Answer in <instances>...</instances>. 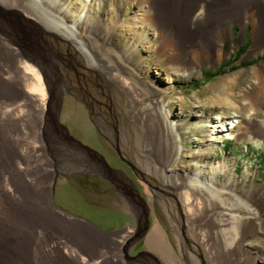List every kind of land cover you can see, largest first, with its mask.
<instances>
[{
	"label": "bare ground",
	"instance_id": "obj_1",
	"mask_svg": "<svg viewBox=\"0 0 264 264\" xmlns=\"http://www.w3.org/2000/svg\"><path fill=\"white\" fill-rule=\"evenodd\" d=\"M201 1L141 0V6L149 8L148 19L157 25L163 39L160 58L174 72L186 76L192 67L208 62L212 58L220 60L224 42L233 39L232 25L238 9L243 10V20L248 18L254 25L256 50L264 46L262 0H232L230 6H223L222 0H219L210 8L206 20L192 30V25H196V20L200 19ZM48 4V0H0L2 7L22 12L46 30L53 32L64 44H69L80 57L87 77L79 74L75 68L79 66L77 59L72 56L73 61L70 59V63L63 60L64 63H59V80L58 83L54 82L52 65H45L34 48L29 47L21 39L20 33L13 25L0 18V98L25 95L24 100L28 102L17 110L18 112L11 111L6 105H0V185L2 174H7L9 180L6 181H10L13 186L12 190L0 186V264H126L123 260L124 254H127L132 243L138 239L136 233L143 228L147 220L145 212L149 206L153 207L152 203H142L134 192L135 186L132 182L119 174L121 188L117 186L116 192L120 198L122 197L124 207L138 213L139 227L135 231L128 227L114 233L102 231L85 218L53 204L50 197L52 185H46L48 176L57 173L55 166L58 161L66 173L76 175L91 173L103 176L104 172L102 166L92 156L58 136L48 119L49 108L54 113L58 112L64 96L77 95L76 84L79 86L82 83L90 92L95 117L103 132L104 129L113 133L115 131H112L109 124L108 111L100 103L104 104L106 100L112 105L115 119L116 114L122 115L117 104V94L111 84L116 81L115 76L112 78L99 70L98 63L103 61V58L98 57V54L89 48L88 38L78 31L86 16L81 15L74 24H68L64 18L48 10L46 7ZM61 11L63 14L71 12L65 5H62ZM55 58L53 60L58 61V57ZM104 63L112 72L114 67L108 62ZM253 71L255 79L251 89L243 95L240 104L244 106V120L247 124L258 125L264 142V120L258 119V115H264V65L254 67ZM34 78L39 82L37 88L31 90L29 84L25 88L24 82L31 83ZM52 82L55 85V92L47 100L46 86ZM122 82L118 83L130 98V103L124 107L123 116L127 120L137 121L145 129L144 140L141 137L137 140L140 145L139 154L151 157L150 164H158V167L153 168L159 181V184L155 185L157 190L172 198L175 197L170 191L175 194L181 192L187 206L186 213L183 211L181 214L187 222L186 232L189 234L191 226L196 224V238L191 236L189 245H183L182 250L178 251L165 237L161 223H157L150 231H146L147 234L145 233L149 250L140 256L144 259L142 262L160 264L157 259L159 256L154 252L161 251L166 264H198L191 252L203 249L207 254L205 264H245L236 252L247 233L249 223H254L253 219L258 218V214L256 216L252 214L256 212L254 208L242 198V196L245 199L253 198L252 189L245 187L239 192L235 188V182H223L218 175H209L203 169L183 173L177 171V168L170 167L169 161L183 146L181 137L176 134V128L180 127L176 114L160 100L157 101L158 106L155 109L139 106L135 102L140 103L138 90L132 87L133 84ZM36 102L40 103L39 109L35 107ZM26 108L33 109L35 114H28ZM222 117L215 118L211 125L214 130L208 141L216 142L221 135H226V138L236 136L232 131L238 126L239 120L225 123ZM33 123L41 127L45 148L36 147L38 153L34 155L31 153V162L38 161L45 154L49 162L36 166V170L16 168L14 164L16 156L26 159L28 152L17 151L13 135L16 129L24 131ZM246 135L255 140L251 135L247 133ZM113 138L119 142L116 135ZM127 138L130 144L129 135ZM205 153L212 151L205 150ZM127 157L138 167L141 166L131 153H128ZM224 170H227L226 165L220 169ZM42 171L47 173L39 176L38 173ZM58 210L68 218L60 215ZM250 211H253L251 213L253 216L246 214ZM191 216L196 217L191 220ZM260 223L258 220L257 224ZM66 241L77 244L81 253L90 255L89 260L96 258L99 261L91 262L77 251L67 248Z\"/></svg>",
	"mask_w": 264,
	"mask_h": 264
},
{
	"label": "rangeland",
	"instance_id": "obj_2",
	"mask_svg": "<svg viewBox=\"0 0 264 264\" xmlns=\"http://www.w3.org/2000/svg\"><path fill=\"white\" fill-rule=\"evenodd\" d=\"M206 1H201L200 19L196 20V25H192V30L198 28L200 23L202 24L206 20L208 12L211 11L210 8L216 5L219 0ZM262 1L264 2V0ZM48 2L47 9L64 18L68 24H74L81 15L86 16L78 27V31L82 36L88 38L89 48L94 50L98 57L103 58V61H98L99 70L104 71L112 78L115 76L114 79L119 83L121 81V84L122 81L133 84L132 87H135L139 92L140 103L135 101L136 104L155 109L158 106L157 101L160 100L173 114H176L180 123V127L176 128V134L181 137L183 146L181 151L175 153L172 160L169 161L170 167L177 168V171L183 173L203 169L209 175H218L223 182H235V188L239 192L243 191L245 187L252 189L253 198L245 199L244 196L242 198H244L243 201L247 200L256 211L246 212V214L251 216L258 214V218L253 219L254 223H249L247 233L239 243L236 253L245 264H264V142L258 125L247 124L244 120V106L240 104L243 95L251 89L255 79L254 67L264 65V59H259L264 54V46L256 50L255 28L250 19L243 20V10L238 9L236 12L232 25L234 39H232L233 42L231 40L224 42L221 59L212 58L208 62L192 67L189 69L188 75L183 76L162 62L160 58V50L163 45L161 33L157 25L148 19L149 8L141 6V0H48ZM221 4L230 6L232 0H222ZM62 5L68 6L71 12L63 14ZM247 41H249V46L243 56L238 61L227 63L226 61L234 58L240 46ZM255 59L257 62L242 65L245 60ZM104 62H108L114 67L112 72ZM223 63H225L224 71L220 73L219 69ZM233 65H237V68H233ZM97 76L102 80L98 74ZM35 80V78L32 79L31 83L24 82V87L27 88L29 84L31 90L37 88L39 82ZM116 81L111 84L117 94V104L122 115L116 114L119 126L117 133L107 129H104V133L112 138L114 135L117 136L125 154L131 153L134 160L140 163L139 168L146 174L151 185L139 179L132 168L120 159L109 140L104 139L103 136L100 137L96 132L84 105L68 94L63 99L60 119L68 126L72 135L98 150L112 167L122 169L135 182L141 196L147 201L146 203L153 204V207L149 206L148 208L150 226L147 232L157 223H161L167 240L173 243L171 244L176 250L181 251L183 245H189L191 236L196 238V224L191 226L192 229L188 234L186 232L187 222L181 215L183 211L186 213L187 210L181 192L175 194L170 191L175 197L172 198L157 190L155 185L159 184V181L153 168L158 167V164H150L151 157L139 154L140 145L137 140L140 137L144 140L145 129L137 121L127 120L123 116L124 107L130 103V98ZM46 89L47 100H49L47 86ZM24 99L25 95L7 99L3 97L0 98V105H6L8 109L16 112L27 102ZM39 105L40 103H35L37 109L40 108ZM26 110L28 114H35L31 108H26ZM40 114L43 115V112ZM216 117H222L221 119L225 123L239 120L238 126L234 127L232 131L236 136L226 138V135H221L216 142L208 141L214 130L211 125ZM258 119L264 120V115H258ZM24 131L16 129L13 137L16 141L17 151L22 153L21 151L25 150L28 152V156L26 159L16 156L14 164L16 168L36 170L38 166L49 162L47 154L38 161L31 162L32 155L38 153L37 148H45L44 136L41 127L35 126L34 123ZM246 133L254 137L255 140L248 137ZM128 135L131 140L130 144ZM205 150H210L212 153H205ZM225 165L227 170L220 171ZM50 168L52 169V167ZM55 168L57 173L50 174L46 183L47 186L52 185L50 197L53 199V204L69 213L85 218L102 231L114 233L128 227L134 231L137 230L139 227L138 213L124 207L121 202L122 197L120 198L117 192L108 190V185L112 182L108 183L99 176H92L94 174L91 173L84 175L66 173L61 168L59 161ZM45 171L38 175H45L47 173ZM1 177L3 185L0 186L12 190V183L6 181L9 180L8 175L2 174ZM227 190L230 189L227 188ZM58 213L64 218H68L63 215L62 211L58 210ZM195 217L191 216V220ZM258 220L261 221L260 224H257ZM146 234L135 240L127 254H124L123 260L126 264H137L135 259L129 260L128 257L149 250L146 244ZM168 234L170 238H168ZM65 245L89 260L90 255L81 253L78 245L74 242L66 241ZM191 254L198 264H205L204 261L207 260L205 250L192 251ZM89 261L99 260L94 258Z\"/></svg>",
	"mask_w": 264,
	"mask_h": 264
},
{
	"label": "water",
	"instance_id": "obj_3",
	"mask_svg": "<svg viewBox=\"0 0 264 264\" xmlns=\"http://www.w3.org/2000/svg\"><path fill=\"white\" fill-rule=\"evenodd\" d=\"M0 18L6 20L8 23H11V25H13V27L20 33L21 39L24 42H26L29 47L34 48V50L40 55V57L44 61L45 65L48 64L52 65L51 67H53L52 70L54 71L53 73L54 82L56 81L58 83L59 80V75H60L59 63H62L63 61L70 63L69 61L72 56L75 57V59H77L79 66L78 67L75 66V68L78 70L79 74H82L83 76L87 77V72L85 70V67L83 66L80 57L76 55L75 51L71 48V46L69 44H64V42H62V40L58 38L53 32L43 28L36 21H34V19L29 18L28 16H26L25 14H23L18 10L6 9L1 5H0ZM56 56L58 57V61L53 60V58H55ZM71 60L73 61V58ZM76 85L78 87V94L70 95V96L74 97L81 104L84 105L88 113L89 120L93 123L96 132L100 135V137L103 136L104 139L109 140L110 145L113 146V148L116 150L120 159L126 162L132 168L133 172L139 179L151 185V182L147 178L146 174L134 163V161H132L129 157H127V155L119 145V142L116 139L114 140L112 136H109L102 131L95 117L92 100L88 88L85 85H82V83H80L79 86L78 84ZM48 91L50 93V96L52 97L55 92V85L53 84V82L48 85ZM63 99L58 108V112L54 113L51 111L50 108L47 112L48 119L50 123H52V125L55 127L58 136L64 141L73 144L81 151H84L86 154L92 156L96 161H98V163L102 166V170L104 171L102 172L104 178L110 180L114 185L121 188V183L118 179L119 174L122 175L124 178L128 179L135 186L134 192L142 201V203L147 202L141 196L140 191L136 186L135 182L131 178H129L122 169L112 167L102 153H100L92 146L83 143L81 140H79L74 135H72L68 126L60 119ZM104 102H105L104 104L102 103L100 104L105 108V110L108 111V115L110 116L109 124L112 127V131H115L117 133L118 131L117 121L115 119V114H113L112 105L106 100H104ZM50 105L51 104L49 102L48 106ZM54 189H55V182L53 185V192ZM145 214L147 217L146 223L139 232L137 231L138 233H136V238H142L150 226L149 212L146 211ZM146 253L147 251H141L135 256H129V258L138 259L140 256Z\"/></svg>",
	"mask_w": 264,
	"mask_h": 264
},
{
	"label": "trees",
	"instance_id": "obj_4",
	"mask_svg": "<svg viewBox=\"0 0 264 264\" xmlns=\"http://www.w3.org/2000/svg\"><path fill=\"white\" fill-rule=\"evenodd\" d=\"M248 46H249V41H247L245 44H242L240 46V48L238 49L235 57L232 58V59H229V61H226V62L231 64L232 62L238 61L243 56V54L246 52ZM259 59H264V54H263L262 57H259ZM254 62H257V59H255V60H245V61L242 62V65H250V64H252ZM225 63L221 64L220 69H219L220 73H222L224 71L223 70V66H224ZM232 67L233 68H237V65H233Z\"/></svg>",
	"mask_w": 264,
	"mask_h": 264
},
{
	"label": "flooded vegetation",
	"instance_id": "obj_5",
	"mask_svg": "<svg viewBox=\"0 0 264 264\" xmlns=\"http://www.w3.org/2000/svg\"><path fill=\"white\" fill-rule=\"evenodd\" d=\"M82 175V174H81ZM84 175V174H83ZM92 176H99L102 180H105V181H108V183H110L111 181L110 180H106V178H104L103 176H101V175H98V174H95V175H92ZM110 181V182H109ZM118 189V187L116 186V185H114L113 183H111V184H109L108 185V190L109 191H114V192H116V190ZM168 238H170L169 237V235H168ZM148 251V250H147ZM154 253H156L159 257H157V259L159 260V262H160V264H166L165 263V256L161 253V252H159V251H157V252H154ZM163 257H164V259H163ZM129 260H131L130 258H129ZM136 261H137V264H139L138 262H142V260H144L142 257H140V258H138V259H135ZM134 260V261H135ZM143 263V262H142ZM144 264H147V263H144Z\"/></svg>",
	"mask_w": 264,
	"mask_h": 264
}]
</instances>
